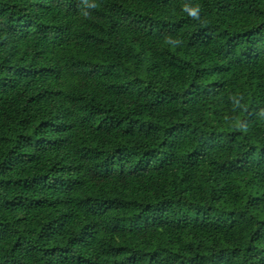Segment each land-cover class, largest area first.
Listing matches in <instances>:
<instances>
[{"label":"trees","instance_id":"16d2710c","mask_svg":"<svg viewBox=\"0 0 264 264\" xmlns=\"http://www.w3.org/2000/svg\"><path fill=\"white\" fill-rule=\"evenodd\" d=\"M0 264H264V0H0Z\"/></svg>","mask_w":264,"mask_h":264}]
</instances>
